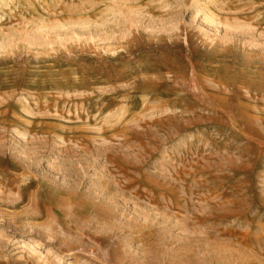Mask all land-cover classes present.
Here are the masks:
<instances>
[{"label": "rangeland", "instance_id": "1", "mask_svg": "<svg viewBox=\"0 0 264 264\" xmlns=\"http://www.w3.org/2000/svg\"><path fill=\"white\" fill-rule=\"evenodd\" d=\"M190 263L264 264V0H0V264Z\"/></svg>", "mask_w": 264, "mask_h": 264}, {"label": "bare ground", "instance_id": "2", "mask_svg": "<svg viewBox=\"0 0 264 264\" xmlns=\"http://www.w3.org/2000/svg\"><path fill=\"white\" fill-rule=\"evenodd\" d=\"M154 194V193H153ZM197 234V233H196ZM203 251V250H202ZM135 263V262H134ZM191 264V263H190Z\"/></svg>", "mask_w": 264, "mask_h": 264}]
</instances>
